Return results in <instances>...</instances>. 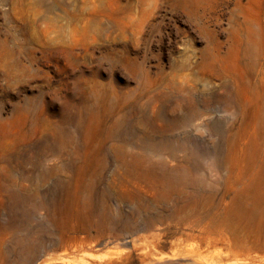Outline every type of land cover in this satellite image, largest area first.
Returning a JSON list of instances; mask_svg holds the SVG:
<instances>
[{
	"label": "rangeland",
	"instance_id": "obj_1",
	"mask_svg": "<svg viewBox=\"0 0 264 264\" xmlns=\"http://www.w3.org/2000/svg\"><path fill=\"white\" fill-rule=\"evenodd\" d=\"M0 264H264V0H0Z\"/></svg>",
	"mask_w": 264,
	"mask_h": 264
}]
</instances>
